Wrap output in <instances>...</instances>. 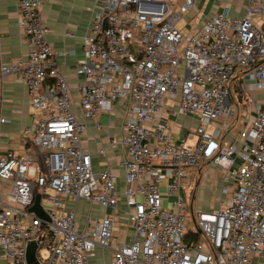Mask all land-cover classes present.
Here are the masks:
<instances>
[{
    "label": "built area",
    "instance_id": "1",
    "mask_svg": "<svg viewBox=\"0 0 264 264\" xmlns=\"http://www.w3.org/2000/svg\"><path fill=\"white\" fill-rule=\"evenodd\" d=\"M14 1L29 50L25 60L0 64V83L11 75L22 80L35 123L24 131L23 151L0 156V259L26 264L27 242L42 239L40 263L88 264L97 247L111 249L117 218L130 236L112 250L111 264H264V0H246L242 17L231 16L224 1L209 17L195 0L98 1L75 68L85 81L76 105L40 17L50 0ZM183 17L194 20L190 30L176 28ZM246 94L244 128L233 134L235 100ZM118 101L127 102L121 136L107 146L125 149L123 211L117 177L94 173L81 149L85 125L74 111L95 121ZM171 116L195 124L179 143L170 133ZM6 122L0 114V125ZM206 165L222 172L219 199L194 215L196 184L190 205L183 199ZM37 194L48 222L29 211ZM168 197L175 200L166 210ZM64 199L112 215L79 231ZM189 210L195 233L185 228Z\"/></svg>",
    "mask_w": 264,
    "mask_h": 264
},
{
    "label": "crops",
    "instance_id": "2",
    "mask_svg": "<svg viewBox=\"0 0 264 264\" xmlns=\"http://www.w3.org/2000/svg\"><path fill=\"white\" fill-rule=\"evenodd\" d=\"M98 1L103 0H50L40 9L41 20L48 30L46 41L54 54L57 67L69 86V93L75 105L78 100V89L85 84L84 78L76 75L75 68L77 63L83 59L84 38L90 32L93 13ZM219 1L230 4L231 16H243L246 0H195V6L202 12L209 9L207 15L203 13L204 17H209L219 11ZM18 18L15 1L0 0L1 65L25 60L27 57L29 48L18 27ZM0 100L2 103L0 114L7 120L6 123L0 125V156H2L7 151L19 152L25 149L24 131L33 127L35 116L29 106L24 83L17 75L6 76L2 79ZM126 105V101L115 102L112 105L111 113H102L95 121L84 119L79 109L74 107L78 122L85 125V130L81 136V149L90 155L93 172L99 173L109 170L117 177L115 191L119 196V211L125 209L122 198L125 179L123 168L120 165L125 149L122 146L111 149L107 144L111 138L121 136V125L126 114ZM242 122L238 121V124ZM169 123L172 124L169 129L175 143L184 140L187 131L192 130L195 126L189 118L175 116L169 117ZM96 124L100 127L97 128ZM191 140L188 139L187 141ZM101 148L104 152L98 153ZM218 171L220 170L206 165L197 177L198 185L201 183L198 186L201 191L199 192L197 207L201 211H210L216 207V203L214 206L211 205V193L216 192L219 196L221 179L219 181L216 178ZM213 184L216 185V189ZM162 187L164 185H161L160 192ZM64 202L68 209L73 210L79 231H84L88 225L93 226L97 220L112 212L110 209H104L85 200L72 203L70 200L64 199ZM113 235L114 240L111 249L97 247L93 255L89 257L88 264H111L112 250L118 245L128 242L130 229H122L118 225L114 228ZM0 264H8V261L0 259Z\"/></svg>",
    "mask_w": 264,
    "mask_h": 264
},
{
    "label": "rangeland",
    "instance_id": "3",
    "mask_svg": "<svg viewBox=\"0 0 264 264\" xmlns=\"http://www.w3.org/2000/svg\"><path fill=\"white\" fill-rule=\"evenodd\" d=\"M208 10L209 9H207L206 10V12L204 11V12H202L201 10H199L200 12H202V13H204V15L206 14L207 15V13H208ZM195 12H193V11H191L190 12V14L192 15V14H194ZM196 18V17H195ZM188 22V23H187ZM193 22H194V20L192 19V20H190V21H188V17H183L181 20H179L178 21V23L176 24V28L178 29V30H182L183 28H186V29H188V30H190V28H191V26L193 25ZM252 91V90H251ZM257 97V96H256ZM258 97L259 98H261V96H259L258 95ZM236 105H238L239 106V112H238V110H237V108H236ZM250 105H251V97H250V95L249 94H246V96H244V99L242 100V101H237V100H235V118H234V120L232 121V123H231V125H233L234 123H235V121H236V117H238V121H244L245 120V117H246V115H247V113L249 112V107H250ZM105 114H109L108 112H104ZM222 119H220V120H218V121H216L215 123H214V125H216V126H221L222 125ZM168 126H172V124H168ZM243 125H242V123H236L235 124V127H233V134H238V133H240L242 130H243ZM193 143H194V140H191V141H187V143H186V145L187 146H192L193 145ZM230 144H227V146H229ZM217 179L220 181V179H222V172L221 171H218L217 173ZM197 178L195 179V181L193 182V184L191 185V190H190V192H185V195H186V197H184V199H183V202L186 204H188V205H190V200H189V198H187V196L188 197H190V194L192 193V190L194 189V186H195V184H196V187H195V190H196V194H195V197H194V199H193V201H192V204H191V208H190V210H192V212L194 213V215H195V213L199 210L198 209V207H197V204H198V196H199V192L201 191V188L199 187L198 188V186L201 184H199L198 185V182H197ZM217 181V180H216ZM210 182V181H209ZM165 184L166 183H163L162 184V186L164 185V187H162V189H161V194L163 195V196H165V194H166V188H165ZM216 186V185H215ZM214 186V184H213V187L216 189V187ZM229 189H230V192H232V191H234V189H235V187L233 186H230L229 187ZM212 191V190H211ZM211 193V192H210ZM219 199V196H218V194L216 193V192H212L211 193V205L212 206H214V204L218 201V199ZM2 200L3 201H6V191H4V193H3V197H2ZM175 200V198L174 197H168L167 199H165V201H164V208L166 209V210H169V209H171V202H173ZM189 207V206H188ZM224 208V205H222L221 206V209H223ZM190 210L188 211V213L185 215V218H186V226H185V228H186V231H188V232H190V233H195V231H196V227H195V225H194V222H193V220H192V217H191V213H190ZM112 211V210H111ZM109 214L110 215H112V212H109ZM123 217L120 215V219H122ZM124 221V220H123ZM116 222H118V224L117 225H120L121 227H122V229H127V230H129V228H128V225H127V223H125V222H120L117 218H116ZM120 223V224H119ZM123 232V231H122ZM200 240H202V238H200ZM39 254V257L42 259V260H44L45 258H46V254H45V251L42 249V250H40V252L38 253Z\"/></svg>",
    "mask_w": 264,
    "mask_h": 264
},
{
    "label": "water",
    "instance_id": "4",
    "mask_svg": "<svg viewBox=\"0 0 264 264\" xmlns=\"http://www.w3.org/2000/svg\"><path fill=\"white\" fill-rule=\"evenodd\" d=\"M29 211L33 213L38 218L48 222L49 219L46 216L41 204H40V196L37 194L34 198L33 205L29 208ZM42 239L34 240V241H28L26 244V250H25V262L26 264H42L38 260V251L40 249Z\"/></svg>",
    "mask_w": 264,
    "mask_h": 264
}]
</instances>
